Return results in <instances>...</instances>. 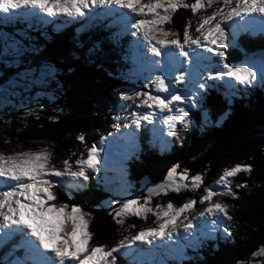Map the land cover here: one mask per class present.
Returning a JSON list of instances; mask_svg holds the SVG:
<instances>
[{"label": "trees", "instance_id": "1", "mask_svg": "<svg viewBox=\"0 0 264 264\" xmlns=\"http://www.w3.org/2000/svg\"><path fill=\"white\" fill-rule=\"evenodd\" d=\"M180 11L174 16L175 23L178 18L183 22L184 12ZM62 23L53 30L44 21L13 18L5 22L0 19V34L8 35H0L1 40L9 38L30 48L12 66L6 69L0 66V84L7 85L2 102L8 99L0 118V148L4 134L20 143L44 139L49 141L47 149L52 153L53 165H62V161L68 159L73 166L92 143L98 145L101 137L113 135V129L119 126L111 113L119 105L116 95L121 88L115 85H124L122 78L129 76L131 71L127 60L120 56V51L124 53L125 25L129 21L123 18L116 25L114 19L96 20L98 31L92 23L91 32H83L84 24L76 20ZM180 26L175 24L171 28L179 29ZM121 31L123 34L116 42ZM28 63L30 65L26 66ZM41 67L44 69L39 70ZM32 68L34 71H29ZM29 72L41 80H35ZM12 78L18 82L26 80V86H9L7 82L16 83ZM130 83L150 86L149 82L141 80ZM39 89L53 91L51 100L37 97L32 103L31 95ZM221 91L223 95L217 96L214 92L205 100L216 109L218 121L213 118V111L206 121L200 109H192L191 127H181L178 136H171V141L177 143L173 148L151 156L141 152L140 158L132 160L129 168L130 182L135 185L132 191L138 192L139 179L143 175L154 183H165L168 169L174 165H179L177 172L189 169V176L200 173L203 183L196 194L187 191L189 188H184L181 195H172L173 191L169 190V194L153 195L148 205L158 200L168 202L170 198L180 206L185 199L192 198L199 205L206 187L222 191L215 181L224 168L251 165L250 173L240 172L231 178L238 198L219 197L220 202L229 206L228 215L233 217L224 226L229 228L231 236L225 237L219 232L215 239L198 244L185 243L163 260L144 261V264H264V254H259L264 248V90L225 86ZM81 135L82 141L78 139ZM138 136L144 146L150 145L141 134ZM119 138L127 140L124 133L117 136L118 141ZM157 142L154 140L152 145ZM84 183L76 188L70 186L71 182L66 194L58 197V202L80 205L92 214L91 228L96 243L116 242L123 231L144 224L142 218L133 214L124 216L122 225L116 223L115 211L122 202L115 200L119 196L116 184H109L101 176ZM238 184L244 187L237 188ZM146 195L138 193L137 197ZM0 264H6L1 257Z\"/></svg>", "mask_w": 264, "mask_h": 264}, {"label": "snow or ice", "instance_id": "2", "mask_svg": "<svg viewBox=\"0 0 264 264\" xmlns=\"http://www.w3.org/2000/svg\"><path fill=\"white\" fill-rule=\"evenodd\" d=\"M217 0H194L191 5L184 0H0V19L9 21L13 18L31 16L46 20L47 17H54L62 14L69 18H78L85 15V10L92 5H116L119 8L128 9L138 17L151 16L148 18H138L132 28L136 29L133 36L139 33L143 40L147 42L149 50L154 56L169 55L175 58V51L169 50L165 53L162 49L166 45L174 46L179 50V55L185 59L181 63L192 61L195 67L192 69L193 78L188 80L187 70H177L173 80H166L162 75L155 76L152 84L158 93H169L170 99L161 95H152L149 92H136L132 96H123V100L139 99L140 105L147 108H158L160 112L167 111L163 116V123L167 125L169 136H178L173 131L177 123L189 127L190 121L188 112L184 108L176 111L178 114L172 115L174 102L189 99L184 92L173 89L169 90L170 84H185L187 82L188 92L191 94V104L193 107L202 105L205 97L200 95V90L207 89L209 85L199 78L201 71H209L208 80H223L224 77L234 79L240 84L251 85L256 80V72L248 64L236 66L229 63L224 58L223 49L227 47L225 43L226 32L222 25L233 27V43L239 32H252L259 28L264 33V0H222L221 7L217 8L210 15L202 17L195 32L199 35H190L189 26L183 32V41L176 37L174 32L163 31L159 26L171 22V14L178 8H191L193 13L205 7H212ZM39 13L46 14L40 16ZM14 10H21L16 12ZM123 15V14H122ZM169 37L167 39L158 38ZM206 41V44H202ZM185 45H195L203 48L207 53H213L218 67L214 71L209 70L210 58L202 57L201 53L190 54ZM212 45L216 47L213 48ZM158 63V61H153ZM201 65L203 67L201 68ZM261 80L264 81V66H262ZM197 97H199L197 99ZM138 105V107L140 106ZM132 125L140 128L142 121L153 120L152 112L131 113ZM113 127H116L113 125ZM81 141L84 137H78ZM99 151L95 145L87 149V158H79L75 161L77 170L73 171L68 159L62 161L63 169H57L51 163L52 153L47 149L39 152H16L13 155L0 153V178H3L5 191H0V242H6L13 237H20V244L16 247L25 249V260H17L14 264H116L115 253H121L130 258L129 264H144L143 252L137 251L132 246L137 241L152 244L159 238L161 241H171L173 233L177 231V222L181 216L187 221L183 224L184 233L192 236L194 230V220L188 219L187 212L194 208L196 201L188 200L180 207H175L171 202L166 206H157V209L147 207L151 203L153 195L161 192L167 194L169 190L179 192L181 188H199L203 183V176L200 173L189 176V169L177 172L179 165H174L168 169L165 183L148 189L146 196L126 199L115 211L117 224H123V217L133 214L137 217L147 218V214L152 213L161 221L156 227L141 229L131 237H124L115 246L90 244L92 233L88 231L91 213L84 212L80 206L56 203L57 197L52 189L54 182L49 177L65 176L79 180L83 178L86 182L89 179L88 170H97ZM252 166L249 164H236L229 168H224L222 174L215 181L222 191H216L213 187L204 188V195L200 197V203H206L207 207L197 213L198 217H213L211 228L201 235L208 239H215L219 231V225L225 220L232 221L233 217L228 215V205L216 201L217 197L238 198V194L233 191L231 178L237 173H250ZM237 188L244 187L243 184L236 185ZM143 199V203H141ZM70 209V210H69ZM221 214L222 217L221 218ZM87 217V218H86ZM201 224L207 228L208 220L203 219ZM131 227V225H130ZM225 237H230L231 232L226 226L223 228ZM199 243L203 241L196 238ZM178 243V241H177ZM259 254H264V248ZM255 255V254H254Z\"/></svg>", "mask_w": 264, "mask_h": 264}, {"label": "rangeland", "instance_id": "3", "mask_svg": "<svg viewBox=\"0 0 264 264\" xmlns=\"http://www.w3.org/2000/svg\"><path fill=\"white\" fill-rule=\"evenodd\" d=\"M186 4L191 5L194 3V0H184ZM143 3H148V0H143ZM222 0H217L215 4L212 5V7H205L199 9L196 13H193L189 8H178L174 13L171 14V22L169 23H164L159 26H154V27H159L163 29V31H168V32H174L177 34L176 37H171V38H178L183 41V32L186 26H189V32L190 35L193 37L199 35L198 33L195 32V28L198 25L199 20L207 15H210L213 11H215L217 8L221 7ZM181 10V11H180ZM16 12H20L21 10H14ZM178 11L184 12V19L183 22L180 23L179 18L177 19L176 23L174 21V16L178 14ZM36 12L39 13V10L37 9ZM127 13L129 14L130 18H133L134 21H130L129 17L127 16ZM123 14V15H122ZM40 16H45L46 14L44 13H39ZM3 14L0 13V17H2ZM20 18H25L29 19L32 21L33 18L31 16H22ZM128 19L129 23H127L125 26L127 28L126 30V36L127 39L124 40L123 42V51H120V56L122 59L125 61L127 60L128 66L131 71H129V76H123L125 77L124 79L122 78L123 82L125 83L124 85L117 84L115 85V88H121L118 90L119 92L117 93V98L119 100V105L117 109L111 113L114 119L118 121L119 126L116 129H113L114 133L113 135H109L108 137H101L99 140L98 145H95L96 148L99 151V156H98V165H97V170L93 172L92 170H88L87 174L89 175V179L95 180L98 177H102L105 179L109 184L113 185L116 184L118 186L119 190L116 194L119 195L118 198H115L116 201H122L121 204L126 200V199H132L137 197L138 193H143L147 194L148 189L150 188H155L157 185L163 184V182H152L148 176L143 175L139 179V192L135 189L132 191L135 187L133 183L130 182V165L131 161L136 159L138 160L140 158V154H146L148 153V156L153 155L154 153H162L165 151H168L171 147L173 148L174 144H177L176 141H171V136L168 135V127L163 123V116L167 115V111L165 112H160L158 108H147L146 106L140 105L139 99L136 100H123V96H132L136 92L144 93V92H149L152 95H161L162 97H166L170 99L169 93H158L155 86L152 84V81L154 80L155 76L157 75H162L166 78V80H173L175 79V76L177 74V70H187L186 71V77L188 80H191L193 78L192 74V69L195 67V64L192 63V61H189V63H181L185 58L179 55V50L175 49L174 46L171 45H166L163 47V51L167 53L169 50L175 51V58L165 54L159 57L154 56V54L149 50V46L146 41L143 40V36L140 35L139 33L137 36H133L132 33L136 32L135 28L131 27V24H134L136 22V19L138 18H148L151 19L152 17L149 15L147 17H138L136 14H133L130 10L128 9H123L119 8V6L116 5H92L90 8L85 10V15L82 17L78 18H69L65 17L62 14H58L54 17H47V19H50V25L54 28L56 26L63 24L62 21H78L84 24L85 30L86 31H92V23L94 24L96 30L98 31L96 20L98 21H109L110 19H114L116 22V25L118 23H121V19ZM39 19V18H38ZM132 20V19H131ZM181 25L179 29H173L171 28L172 25ZM225 28L226 32V37H225V43L227 44V47L223 49L224 51V58L227 62L232 63L236 66H239L241 64H248L249 66L253 67V70L256 72V80L253 82L251 85H245V84H240L239 82L235 81L234 79H230L228 77H224L223 80H208V71H201L199 78L201 80H204L209 87L207 89H202L200 90V95H203L205 97V100L208 99V97L212 93H216L217 96H221L222 94V87L229 86L232 88H235L237 86L240 87H256L257 89H263L264 90V82L261 80V74H262V66H264V33H261L259 31V28L257 27L255 31L252 32H239L236 37H235V44L233 43V27L230 25H222ZM79 31V33H83ZM258 33H261L263 36H257ZM100 34V33H99ZM123 34L121 31L118 33L116 42L119 41L120 36ZM240 34V36H238ZM245 34V38L237 39L238 37H241V35ZM1 35V34H0ZM2 37L8 36L6 34H2ZM0 36V38H1ZM100 37L102 38V35L100 34ZM158 38H164L167 39L169 37H160ZM7 41H3L0 39L1 47L4 49H1L0 47V66L3 68H7L9 66H12L13 62L19 61L18 58L22 53L25 51L30 50L28 46H26L22 41V43H17L14 40H11L9 38L6 39ZM202 44H206V41H202ZM213 48H215V45H212ZM185 49L191 54L193 50H195L198 53H201L202 57H208L210 58V61L216 60L215 56L213 53H207L203 50V48H197L195 45H185ZM153 61H158V63H153ZM217 62V60H216ZM215 62V63H216ZM211 63V62H210ZM218 63V62H217ZM30 65L28 63L26 66ZM25 66V67H26ZM136 68H135V67ZM203 65H201V68ZM218 66H215L211 71H214L215 68ZM44 69L41 67L39 70ZM29 71H34V68L30 69ZM34 73V72H33ZM29 76H33L35 80L39 78V76H34L32 73H28ZM27 74V75H28ZM35 74V73H34ZM153 75V76H151ZM41 76H45L43 78H47L46 75L41 74ZM13 79V78H12ZM14 80V79H13ZM135 80H141L143 83L149 82V85H142V86H137L136 84L134 85L131 84L130 82H135ZM16 83L13 82H7L9 86H16L17 84L20 85L21 87L26 86V80H21L18 82L17 80H14ZM151 82V83H150ZM39 87V86H38ZM188 87L190 85L187 84H170L169 85V90L172 91L173 89L177 91L184 92L186 95H188L189 99H183L179 102H174L173 105L171 106L173 108L172 115L178 114L176 111L179 108H184L185 111L188 112V120L190 121V124H192V121L190 118L192 117L191 115V110L194 109H200L203 113V116L205 117L204 120H206V117L210 116V111L214 112V117L216 121L219 120L218 114L215 108L211 107V104H206L204 102L202 105H197L195 107L192 106L190 100H191V94L188 92ZM211 87H215V90H211ZM7 90V85L6 84H0V118L3 117V110L2 108H5V101H8V99H4L5 101L2 102L3 96H5L4 91ZM53 93L48 91L47 89H39L34 92V96L31 95V102L34 103V100L37 97L43 98L46 100H51V94ZM7 94V92H6ZM199 97H197L198 99ZM36 101V100H35ZM54 101V100H53ZM10 104V103H9ZM138 105H140L138 107ZM233 105V104H232ZM3 106V107H2ZM8 106V105H7ZM251 106V105H250ZM234 107V106H233ZM133 112H139L143 114L144 112H152L153 113V120L151 123L148 121H142L140 128H136L134 125H132V116L131 113ZM221 117V116H220ZM217 118V119H216ZM212 119V118H211ZM207 121V120H206ZM181 127H184L183 124H180L179 122L177 123V126L173 131L179 132ZM191 127V125H189ZM142 131V132H141ZM140 134L149 142L150 145L144 146L140 141L138 134ZM125 134V137L127 140H123L119 138V141L117 139V136H121V134ZM115 134V136H114ZM6 135L3 137L2 142H3V147L0 148V153H3L4 155H13L16 152H39L42 149L47 148V145L49 144V141L44 140V139H39L36 138L31 143H20L17 140L10 139L9 134H4ZM146 136V137H145ZM154 140H158V142L154 145ZM118 144H121L120 147H118ZM94 145L89 147L91 148ZM125 147H123V146ZM130 145L129 147H127ZM88 148V149H89ZM77 156V155H75ZM87 158V150L85 151V154L79 155V158ZM76 159V160H77ZM52 163V162H51ZM57 169L62 170L63 169V164L56 166L54 165ZM73 171L77 170L76 164L72 166ZM179 173V172H178ZM50 179L53 180L54 182V188L52 191L54 192V195L57 197L56 203L59 206L58 202V197H61V195H65L67 191V187L71 182H73L72 185L76 188L79 187V183L85 184L83 181V178H80L79 180L71 178V177H49ZM142 181H144L142 183ZM4 180L3 178H0V191H5L7 188L3 187ZM62 186V188H61ZM121 186V187H120ZM189 191L192 194H196V189H193L189 185ZM187 188V189H188ZM186 189L181 188L179 192L173 191L172 195H181L183 191ZM169 194V193H167ZM120 197V198H119ZM185 199V198H184ZM216 201L220 202L219 197L214 198ZM168 202H158L156 204H152L151 207L154 210L157 209V206H166L169 202H171L175 207H180L182 204L186 203L188 199H185L180 206H177L174 200L168 198ZM172 200V201H171ZM190 200H194L193 198ZM222 203V202H221ZM70 205V204H69ZM71 206V205H70ZM80 206V205H77ZM84 212H87L82 206H80ZM207 207L206 203H199V205L194 204V208L191 210H188L187 212V217L188 219H193L194 220V230L192 236H189V234L184 233L183 230V224L186 223L187 221L184 219V216L182 215L180 220L177 222V231L174 232L173 239L171 241H161L159 238H157L156 241H153L152 244H147L143 243L140 241L136 242V245L132 246L139 252H143V261H147L149 263L155 262V260L158 262L160 260L157 259L156 257V252L161 247V245H170L172 248L178 247L182 243H190L192 240H194V235H198V233L201 234V231L203 230L204 232H207L211 228V220L213 217H206V218H201L197 216V213L201 211L203 208ZM70 210V209H69ZM87 218V217H86ZM142 218V217H140ZM221 218L222 214H221ZM143 219V225L137 226V227H132L131 229L125 230L121 233L120 239L116 242H105L103 244H99L95 242V237L93 230L91 228V219L89 220V226H88V231L92 233V239L90 240V244L93 246L96 245H106L107 247H113L115 246L121 239L124 237H131L135 235L137 232H139L141 229H146V228H152L156 227L159 222L157 220V216L149 213L147 214V218H142ZM203 219L208 220V226L205 228L202 224L201 221ZM227 220L224 221V223L219 225V231H222V227L225 226V223ZM217 233V232H216ZM216 233H212V235H215ZM2 236V234H0ZM203 237V236H202ZM204 239H208L203 237ZM178 241V243H177ZM6 243H9V248L4 250L5 253L1 254L0 252V257L5 260L4 263L6 264H14L15 261L20 260L23 261L25 260V249L23 247H16V245L20 244V237L16 236L13 237L10 240H7L6 242H0V248L5 245ZM15 247V248H13ZM13 248V249H12ZM18 249L15 253H13V250ZM12 252V253H11ZM117 258L116 264H129L130 258L124 254L121 253H115L114 254ZM2 260V261H3Z\"/></svg>", "mask_w": 264, "mask_h": 264}, {"label": "bare ground", "instance_id": "4", "mask_svg": "<svg viewBox=\"0 0 264 264\" xmlns=\"http://www.w3.org/2000/svg\"><path fill=\"white\" fill-rule=\"evenodd\" d=\"M8 248H9V243H6L5 245H3V246L0 248V252H1V254L5 253L4 250H6V249H8ZM13 248H15V247H13ZM13 248H12V249H13ZM16 251H18V249L13 250V253H15ZM11 253H12V252H11ZM1 260H3V258H1ZM2 262H5V260H3Z\"/></svg>", "mask_w": 264, "mask_h": 264}, {"label": "water", "instance_id": "5", "mask_svg": "<svg viewBox=\"0 0 264 264\" xmlns=\"http://www.w3.org/2000/svg\"><path fill=\"white\" fill-rule=\"evenodd\" d=\"M144 181H142V183H143Z\"/></svg>", "mask_w": 264, "mask_h": 264}]
</instances>
